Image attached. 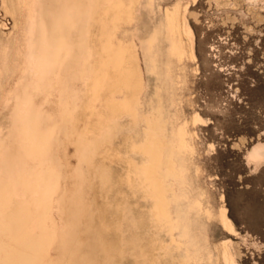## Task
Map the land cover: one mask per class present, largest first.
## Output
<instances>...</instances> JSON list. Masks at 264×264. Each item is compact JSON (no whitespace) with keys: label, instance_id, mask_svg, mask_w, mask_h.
I'll use <instances>...</instances> for the list:
<instances>
[{"label":"rangeland","instance_id":"1","mask_svg":"<svg viewBox=\"0 0 264 264\" xmlns=\"http://www.w3.org/2000/svg\"><path fill=\"white\" fill-rule=\"evenodd\" d=\"M176 5L185 11L194 61L177 62L168 53L171 35L163 28V16ZM139 10L137 20L122 31L133 41L124 56L138 82L132 111L107 118L94 135L68 131L54 162L29 159L17 165L15 207L0 196V261L31 248L34 264H90L96 231L103 223L112 226L115 219L110 198L95 185V156L111 148L118 129L140 134L146 117L160 111L168 131L185 121L194 135L193 153L188 148L175 150L176 174L171 180L194 264H223L217 248L224 241L234 264H264V158L257 162L249 156L255 144L264 145V0H142ZM145 29L152 35V75L144 69L138 41ZM14 30L0 4V38L9 39ZM25 105L34 114L58 117L56 96L32 92L7 105L0 125H8L14 106ZM196 114L202 125L190 124ZM4 153L0 151V180L6 174ZM112 165L121 174L122 165ZM46 185L54 188L51 196L43 192ZM198 187L206 192L204 207L213 213L226 208L233 234L192 209ZM58 197L64 199L59 206ZM141 201L134 198L130 208L146 210ZM75 204L82 207L78 214ZM71 231L76 243H62L60 236H70ZM107 237L118 244L110 229ZM133 262L126 256L121 264Z\"/></svg>","mask_w":264,"mask_h":264},{"label":"bare ground","instance_id":"2","mask_svg":"<svg viewBox=\"0 0 264 264\" xmlns=\"http://www.w3.org/2000/svg\"><path fill=\"white\" fill-rule=\"evenodd\" d=\"M0 4L15 28L9 39L0 38V113L10 102L17 103L22 95L29 98L32 92L57 97L56 118L34 114L26 105L14 106L8 125H0V148L7 145L0 150L5 151L1 164L6 169L0 180V196L7 197L14 208L17 165L29 159L54 162L62 136L68 131L94 135L107 118L132 111L138 82L124 56L133 41L122 31L137 20L142 0H1ZM184 13L176 5L163 16V28L171 35L168 53L177 62L195 60ZM138 41L144 69L152 75L149 30ZM196 123L203 124L197 114L190 119L191 125ZM193 138L188 122L168 131L160 111H156L146 117L140 134L120 128L111 148L95 156L99 167L95 185L110 198V213L115 219L112 226L103 223L96 231L90 264H121L126 256L133 258V264H194L171 184L176 174L173 154L182 148L193 153ZM249 156L257 162L262 160L264 145L255 144ZM112 164L122 165L121 174ZM204 191L198 187L192 209L204 220L215 219L223 230L233 234L226 208L220 206L213 213L204 207ZM43 192L51 196L54 188L46 185ZM134 198L144 201L146 210L133 211L129 204ZM63 202L58 197L57 206ZM73 208L78 214L82 207L75 204ZM11 220H17L13 212ZM109 229L118 238L117 245L107 240ZM60 240L76 243L73 231L70 236H60ZM22 251L0 264H34V251ZM217 259L234 264L226 241L217 248Z\"/></svg>","mask_w":264,"mask_h":264},{"label":"snow or ice","instance_id":"3","mask_svg":"<svg viewBox=\"0 0 264 264\" xmlns=\"http://www.w3.org/2000/svg\"><path fill=\"white\" fill-rule=\"evenodd\" d=\"M243 211V209H241Z\"/></svg>","mask_w":264,"mask_h":264}]
</instances>
